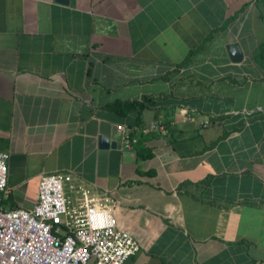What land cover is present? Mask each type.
<instances>
[{
	"label": "crops",
	"instance_id": "crops-1",
	"mask_svg": "<svg viewBox=\"0 0 264 264\" xmlns=\"http://www.w3.org/2000/svg\"><path fill=\"white\" fill-rule=\"evenodd\" d=\"M263 41L264 0H0L3 206L59 172L114 204L125 264H264Z\"/></svg>",
	"mask_w": 264,
	"mask_h": 264
},
{
	"label": "built area",
	"instance_id": "built-area-1",
	"mask_svg": "<svg viewBox=\"0 0 264 264\" xmlns=\"http://www.w3.org/2000/svg\"><path fill=\"white\" fill-rule=\"evenodd\" d=\"M209 124L202 122L203 127ZM118 129L125 132L123 124ZM123 139L126 147L131 145L128 134ZM9 158L10 153L0 150V264H125L140 250L137 238L120 225L109 198L85 191L71 206L65 191L69 175H41L32 208L6 209L2 193Z\"/></svg>",
	"mask_w": 264,
	"mask_h": 264
},
{
	"label": "water",
	"instance_id": "water-1",
	"mask_svg": "<svg viewBox=\"0 0 264 264\" xmlns=\"http://www.w3.org/2000/svg\"><path fill=\"white\" fill-rule=\"evenodd\" d=\"M58 2L68 4L69 0H57ZM227 51L231 61L239 63L244 59V51L239 42H233L227 45ZM117 142L115 140H110V138L104 134L99 136V147L103 149H108L111 147H116Z\"/></svg>",
	"mask_w": 264,
	"mask_h": 264
},
{
	"label": "trees",
	"instance_id": "trees-1",
	"mask_svg": "<svg viewBox=\"0 0 264 264\" xmlns=\"http://www.w3.org/2000/svg\"><path fill=\"white\" fill-rule=\"evenodd\" d=\"M205 44H206V42L201 46V48H203L204 46H205ZM255 57H256V59H258L259 61H260V63H261V65H263V67H264V45H259L258 46V48H257V50H256V52H255ZM123 105H125V104H123V103H118V104H115V105H113V107L114 108H118L119 107V109H120V107L121 106H123ZM138 106H142V104L141 103H135V104H133V103H130V104H127V105H125V108L124 107H122V112H123V114H125V113H127L128 111H129V109H131V108H135V107H138Z\"/></svg>",
	"mask_w": 264,
	"mask_h": 264
},
{
	"label": "rangeland",
	"instance_id": "rangeland-1",
	"mask_svg": "<svg viewBox=\"0 0 264 264\" xmlns=\"http://www.w3.org/2000/svg\"><path fill=\"white\" fill-rule=\"evenodd\" d=\"M260 45H264V41L263 42H261V44Z\"/></svg>",
	"mask_w": 264,
	"mask_h": 264
}]
</instances>
